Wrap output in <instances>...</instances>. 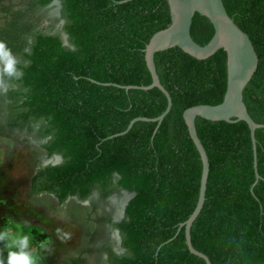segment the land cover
Segmentation results:
<instances>
[{
    "label": "trees",
    "instance_id": "1",
    "mask_svg": "<svg viewBox=\"0 0 264 264\" xmlns=\"http://www.w3.org/2000/svg\"><path fill=\"white\" fill-rule=\"evenodd\" d=\"M56 1L60 15L53 24H63L55 31L44 29L39 15ZM223 1L258 52L259 65L244 100L251 116L264 123V0ZM170 23L168 0H26L0 26V134L23 135L40 144L48 158L61 157L38 165L31 193H52L60 203L69 197L92 199L94 209L122 190L132 194L123 218L110 213L97 218L121 240L118 251L109 233H100L103 240L92 250L99 264H207L190 251L182 225L198 203L203 170L184 111L223 101L225 49L207 59L178 46L157 52V71L172 108L156 132L158 122L139 120L118 134L135 117H157L167 108L168 99L157 87L126 89L115 83L152 82L145 48ZM215 33L212 21L197 12L193 39L205 46ZM8 64L15 69L11 75L5 71ZM196 125L210 172L204 206L191 227L193 245L212 264H264V127L256 130L257 181L246 121L198 116ZM11 228L15 235L6 232L2 264H8L10 252L27 254L28 242L20 246L24 237L37 246L38 264H51L43 252L47 230L37 224ZM71 264L86 263L72 257Z\"/></svg>",
    "mask_w": 264,
    "mask_h": 264
},
{
    "label": "rangeland",
    "instance_id": "2",
    "mask_svg": "<svg viewBox=\"0 0 264 264\" xmlns=\"http://www.w3.org/2000/svg\"><path fill=\"white\" fill-rule=\"evenodd\" d=\"M25 1L1 0L0 26L9 13L23 6ZM10 5L13 7L9 11L7 7ZM60 6V2L56 1L39 15L37 22L41 27L49 29L51 26L55 31L63 24V21L53 24V19L60 15ZM46 154L40 144L29 141L23 135L5 137L0 134V250L6 249L7 231L14 237L11 228L13 224L16 227L37 224L50 233L47 238L48 246L43 252L48 255L51 264H71L72 257H81L86 264H99L98 253L92 250L97 247L98 240H103L100 233H109L113 246L118 251L121 240L118 232H107L102 228L97 218L109 213L115 219L123 218L124 209L132 194L122 190L100 202L96 209L92 206V199L82 201L77 197H69L60 203L52 193L32 194L31 180L38 165L41 162L47 164L61 160L60 156L48 158ZM97 197L98 195H94L92 198ZM27 242V256L32 264H38L37 246L33 240L28 239Z\"/></svg>",
    "mask_w": 264,
    "mask_h": 264
},
{
    "label": "water",
    "instance_id": "3",
    "mask_svg": "<svg viewBox=\"0 0 264 264\" xmlns=\"http://www.w3.org/2000/svg\"><path fill=\"white\" fill-rule=\"evenodd\" d=\"M168 3L171 12L170 25L154 33L145 48V59L152 76V82L148 85H123L115 83V85L126 89H152L157 87L165 93L168 99L167 108L157 117H135L131 120L126 130H123L118 134H126L133 127L136 121L139 120H151L158 122L155 129L156 132L165 116L172 108V96L168 89L162 84L160 75L157 71L155 62V54L157 52L178 46L198 59H207L218 50L222 48L225 49L228 56V86L223 101L219 104L194 105L188 107L184 111V118L188 126L190 136L201 155L203 170L198 203L193 213L185 222L182 223V225H185L186 242L190 251L204 258L207 264H212L206 253L195 248L191 235L193 222L202 210L206 200L207 182L210 172L209 155L198 134L196 119L200 116L213 121H246L251 130L254 148L255 174L258 181L260 173L258 170L256 130L258 128H263L264 123L257 122L251 116L248 106L244 100V90L258 68L259 56L250 35L244 31L229 14L223 0H168ZM197 12L207 16L214 24L216 30L213 39L205 46L198 44L193 39L191 34L193 18Z\"/></svg>",
    "mask_w": 264,
    "mask_h": 264
},
{
    "label": "clouds",
    "instance_id": "4",
    "mask_svg": "<svg viewBox=\"0 0 264 264\" xmlns=\"http://www.w3.org/2000/svg\"><path fill=\"white\" fill-rule=\"evenodd\" d=\"M3 47V42H0V48ZM15 62L12 61V64ZM12 64H8L5 68V71L11 75L15 72V69L12 67ZM17 76L19 74L17 73ZM2 83H0V87H2ZM20 246L21 248H26L27 247V237H24L20 241ZM24 256V259H19V257ZM8 264H32L31 259L27 256V254L21 252H10L8 255Z\"/></svg>",
    "mask_w": 264,
    "mask_h": 264
}]
</instances>
